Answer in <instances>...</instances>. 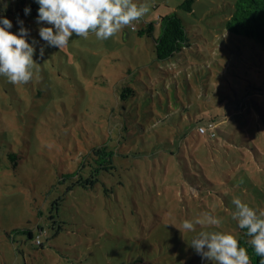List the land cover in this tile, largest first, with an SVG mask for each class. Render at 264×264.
<instances>
[{
	"label": "rangeland",
	"instance_id": "1",
	"mask_svg": "<svg viewBox=\"0 0 264 264\" xmlns=\"http://www.w3.org/2000/svg\"><path fill=\"white\" fill-rule=\"evenodd\" d=\"M235 2L146 0L107 40L34 55L27 84L0 76V264H203L184 219L211 213L221 223L197 231L238 238L233 197L264 211V48L227 32ZM38 7L0 5L37 47ZM170 12L188 43L158 60ZM203 114L219 122L200 126ZM102 147L113 163L89 183Z\"/></svg>",
	"mask_w": 264,
	"mask_h": 264
},
{
	"label": "clouds",
	"instance_id": "2",
	"mask_svg": "<svg viewBox=\"0 0 264 264\" xmlns=\"http://www.w3.org/2000/svg\"><path fill=\"white\" fill-rule=\"evenodd\" d=\"M5 0H0L3 5ZM38 4L36 23L39 45L35 37L30 38V29L19 17L17 32L13 33V21L0 15V76L12 84H27L34 75V55L45 54L46 47L62 49L73 36L87 38L94 34L98 40H107L123 27L139 20L149 11L146 0H35ZM31 6L25 5V16L31 14ZM231 219L244 230V246L232 233L217 230L197 231V226H218L221 219L206 213L203 218H186L182 229L191 233L188 245L200 256L203 264H251L248 247H251L258 264H264V211L233 197ZM183 234V233H182Z\"/></svg>",
	"mask_w": 264,
	"mask_h": 264
},
{
	"label": "trees",
	"instance_id": "3",
	"mask_svg": "<svg viewBox=\"0 0 264 264\" xmlns=\"http://www.w3.org/2000/svg\"><path fill=\"white\" fill-rule=\"evenodd\" d=\"M193 0H185V5L190 8ZM160 34L155 37V51L158 60H167L175 56L184 46L187 45L188 34L182 18L176 12H170L160 17ZM227 32L232 36H243L256 40L264 48V0H236L231 15L225 20ZM145 31L152 35L153 24L148 25L147 29H142L140 34ZM200 126L206 128L210 124H215L218 119L214 116L201 115L196 119ZM219 122V121H218ZM106 147L97 149L98 156L95 158V167L92 171L90 182L98 179L96 173L101 170H107L113 163V151H107ZM112 166V165H111ZM86 181V182H87ZM33 237V233L30 232ZM241 244L247 247L244 236V230L239 228V237ZM251 257V264H258L259 258L256 257L251 247H248Z\"/></svg>",
	"mask_w": 264,
	"mask_h": 264
}]
</instances>
